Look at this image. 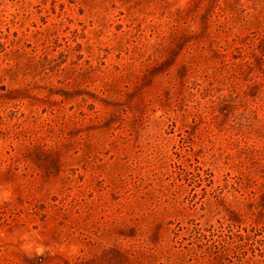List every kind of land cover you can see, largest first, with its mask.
<instances>
[{
  "label": "rangeland",
  "instance_id": "1",
  "mask_svg": "<svg viewBox=\"0 0 264 264\" xmlns=\"http://www.w3.org/2000/svg\"><path fill=\"white\" fill-rule=\"evenodd\" d=\"M0 264H264V0H0Z\"/></svg>",
  "mask_w": 264,
  "mask_h": 264
}]
</instances>
